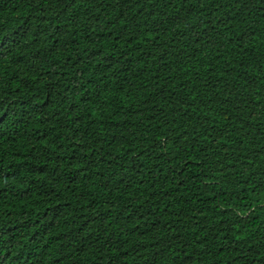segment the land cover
Here are the masks:
<instances>
[{"label":"trees","instance_id":"trees-1","mask_svg":"<svg viewBox=\"0 0 264 264\" xmlns=\"http://www.w3.org/2000/svg\"><path fill=\"white\" fill-rule=\"evenodd\" d=\"M0 264H264V0H0Z\"/></svg>","mask_w":264,"mask_h":264}]
</instances>
